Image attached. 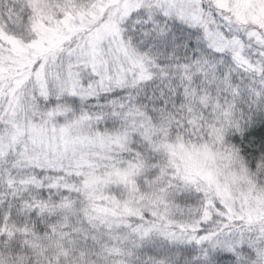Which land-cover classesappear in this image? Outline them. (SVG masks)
I'll return each instance as SVG.
<instances>
[{"label": "snow or ice", "instance_id": "1", "mask_svg": "<svg viewBox=\"0 0 264 264\" xmlns=\"http://www.w3.org/2000/svg\"><path fill=\"white\" fill-rule=\"evenodd\" d=\"M0 264H264V0H0Z\"/></svg>", "mask_w": 264, "mask_h": 264}]
</instances>
